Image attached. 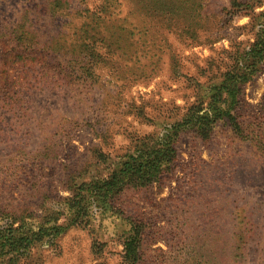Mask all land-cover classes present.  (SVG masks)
<instances>
[{"label":"rangeland","instance_id":"1","mask_svg":"<svg viewBox=\"0 0 264 264\" xmlns=\"http://www.w3.org/2000/svg\"><path fill=\"white\" fill-rule=\"evenodd\" d=\"M66 1L54 18L43 14L49 0H0V227L18 226L29 214L39 224L56 207L66 223L65 198L75 182L108 177L142 139H156L181 119L198 89L206 106L232 62L229 53L249 48L259 27L245 6L203 0L206 17L192 43L187 34L179 38L186 9L171 16L176 27L169 28L154 13L153 31L170 47L163 44L141 75L138 63L100 40L87 62L72 55L73 32L83 22L77 13L102 1ZM261 2L254 14L264 10ZM27 11L39 20L22 37L13 28L33 20ZM99 54L105 62L96 66ZM138 54L149 62L151 54ZM85 64L95 66L88 73ZM234 108L241 132L229 118L206 137L182 131L168 171L148 186L126 188L116 198L117 215L70 225L17 264H125L127 217L146 226L140 264H264V62Z\"/></svg>","mask_w":264,"mask_h":264},{"label":"trees","instance_id":"2","mask_svg":"<svg viewBox=\"0 0 264 264\" xmlns=\"http://www.w3.org/2000/svg\"><path fill=\"white\" fill-rule=\"evenodd\" d=\"M101 1L102 5L94 11L85 9L77 13L80 18H83V22L73 32L76 37L74 42H71V54H84L82 61L87 62L88 53L96 49L95 42L100 40L107 51L115 48L124 58L138 63L135 69L141 75L147 74V68L152 63L150 60L158 56L163 44L170 47L168 40H159L153 31L150 20L154 13L163 16L162 19L167 20L169 28L174 25L172 22L174 17L171 16L182 15V8L186 9L185 23L187 24L181 28L182 35H179V38L187 34L192 43H197L195 41L199 35L196 29L200 21L206 17L203 12V0H183L180 4H175L173 0ZM248 1L250 0L245 2L231 0V3L233 6H245L250 9L247 13H250L253 22L259 20L255 39L249 48L229 53L232 62L228 64L225 72L221 73V79L210 87L208 104L204 106V98L198 89L195 102L188 107L181 119L166 128V132L156 139L147 138L146 141L142 139L143 141L117 164V168L108 177L75 182L71 197L65 198V208L68 207L67 211H69L66 223L59 222L57 217L63 212L62 208L56 207L53 209L54 213L45 216L39 224L29 221L28 219L32 217L29 214L22 218L18 226L11 223L0 227V264H17L20 261L19 258H29L31 250L36 245L44 239L50 240L63 233L70 225L71 227L81 224L90 226V221H94L98 215H117V211L114 210L116 198L126 188L136 189L148 186L168 171L177 156L174 141L182 131L190 129L206 137L213 124L220 119L229 118L235 131L241 132L240 125L234 116V107L240 102L242 85L259 73V68L264 62V10L258 14L253 13L255 6L261 5L262 2L253 0L255 2L251 4ZM67 5L69 1L66 0H49V10L46 11L48 13L43 12V14L46 17L57 18L58 15L64 14ZM24 17L33 20L19 21L13 31L22 37H28L33 32V24H36L39 19L34 14L31 16L29 11ZM139 51H143L146 55L151 54L148 57L149 62H142L139 59ZM93 58L96 66H98V60L105 62L100 54L97 58ZM87 65L85 64L84 67L89 73V69L91 70L95 65H90V68ZM122 223L124 263L140 264L146 226L142 221L130 217L123 219Z\"/></svg>","mask_w":264,"mask_h":264}]
</instances>
